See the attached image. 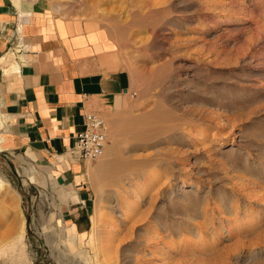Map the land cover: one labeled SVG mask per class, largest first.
<instances>
[{"label":"rangeland","instance_id":"374dc122","mask_svg":"<svg viewBox=\"0 0 264 264\" xmlns=\"http://www.w3.org/2000/svg\"><path fill=\"white\" fill-rule=\"evenodd\" d=\"M44 1L55 15L95 29L88 32L118 55L134 95L101 115L115 152L110 165L101 167L104 154L85 162L91 203L76 237L66 232L69 203L48 179L50 168L19 154L25 165L0 158V264H16L23 253L25 264H264V244L244 249L228 233L242 212L264 224V210L236 189L241 177L264 172V0ZM29 166L44 184L30 181ZM153 169L159 176L142 188L141 173ZM122 184L118 195L108 193ZM19 215L24 236L15 242ZM197 224L207 230L204 246L190 235ZM101 240L105 252L95 246ZM248 247L256 255L244 258Z\"/></svg>","mask_w":264,"mask_h":264},{"label":"crops","instance_id":"0c3cea01","mask_svg":"<svg viewBox=\"0 0 264 264\" xmlns=\"http://www.w3.org/2000/svg\"><path fill=\"white\" fill-rule=\"evenodd\" d=\"M20 9L27 18L22 20V39L30 60L18 73L0 70V114L5 119L0 158L25 165L16 160L19 154L50 168L48 179H55L59 195L69 203L68 225L74 230L65 225L66 232L76 237L86 231L91 198L86 161L70 159L67 150L82 128L84 112L106 118L132 92L130 75L117 54L101 48L106 41L88 32L95 29L85 31L82 22L55 15L44 0H20ZM17 15L10 0H0V52L14 42ZM24 172L30 181L45 183L32 166ZM22 256L16 264H25Z\"/></svg>","mask_w":264,"mask_h":264},{"label":"bare ground","instance_id":"6f19581e","mask_svg":"<svg viewBox=\"0 0 264 264\" xmlns=\"http://www.w3.org/2000/svg\"><path fill=\"white\" fill-rule=\"evenodd\" d=\"M12 5L17 9V12H18V18L16 19L17 21V26L15 28V32H16V40H17V46H16V50L14 52H11V51H8L7 53L5 54H0V69H2V71L6 74H10V73H18L19 72V69H20V66L22 64H25L27 63L30 59H25V53H21L23 49V47L25 46V44L23 43V35H22V20L24 19H27L26 16H24L23 12L21 11L20 9V0H10ZM14 49V48H13ZM17 53V54H16ZM18 53H21V54H18ZM2 121H5L4 117L2 116V114H0V124L2 123ZM238 121V120H237ZM216 123V122H215ZM234 123V122H233ZM215 125H213L214 127ZM216 128V126H215ZM216 132V131H215ZM218 133V132H217ZM105 134H106V137H107V132L105 131ZM202 134V137L203 138H206V137H211L213 136L215 133H213L212 135L209 136V134L207 132H203L201 133ZM228 134V133H227ZM215 137V136H213ZM4 138V133L3 132H0V150L2 149V146H1V142ZM224 137L222 136H219V137H215L213 139L217 140L218 142ZM114 141V140H113ZM111 142V141H110ZM223 142H226V140ZM240 145V143H239ZM244 145V144H243ZM105 146V147H104ZM103 146V149H102V152L101 154L97 157V158H100L102 156V154H104L105 156V159L103 160V163L101 164V167L103 166H106V165H110L111 164V161L108 159L112 154H114L115 150H114V143H110V145L107 144V146L104 144ZM96 158V159H97ZM86 161H89V160H86ZM132 167V166H131ZM156 170V169H155ZM154 169L153 170H146L145 173L142 172L141 175H145V178L146 180H144L141 184V187L142 188H145L149 182H150V179L152 180V178H155L156 174L158 171H155ZM253 172V171H252ZM261 172V171H260ZM158 175V174H157ZM251 176V178H244V177H241V181H239L238 185L236 184V189L237 191L240 193V195H242L243 197L245 196L246 197V201L249 202V203H253L259 207H261L263 210H264V172L258 174L256 172H253V173H250L249 174ZM159 176V175H158ZM239 176V175H238ZM136 177H139V175H136ZM240 177V176H239ZM122 183V182H121ZM136 184V183H135ZM134 185V184H133ZM235 187V186H233ZM118 189V190H117ZM234 189V188H233ZM6 190V182L4 181V179L2 177H0V191H5ZM120 190H123V184L120 185L118 188L116 189H112L110 191H108L109 194H119ZM141 189L139 188L138 191H140ZM234 191V190H233ZM124 192V191H123ZM128 192V191H127ZM108 194V195H109ZM123 195V194H122ZM241 196V197H242ZM108 197V196H107ZM111 197V196H110ZM125 197V196H124ZM151 197L152 194H151ZM121 198V197H120ZM126 198V197H125ZM153 199V198H152ZM128 201V200H127ZM130 201H133V200H130ZM128 201V202H130ZM122 203V202H121ZM125 208H131L130 203H123ZM123 204L121 206H123ZM136 204V203H135ZM133 206V205H132ZM225 208L227 209V212H233L235 211L236 209V206H234V204H231V203H226L224 204ZM127 208V209H128ZM124 209V208H123ZM126 210V209H125ZM134 210V208H133ZM213 210V209H212ZM213 212V211H212ZM202 214V213H201ZM240 214V213H239ZM199 216V215H198ZM237 216V215H236ZM259 221V216L257 215H252V214H248V213H243L242 212V216L240 217H237V218H234L232 220V224H233V230H232V227L231 229L229 230L228 229V233H231V231H233V234H235V237H237V241L238 243L240 242L244 249H245V246L244 245H247V246H261L260 244H264V224H258ZM112 222V221H111ZM18 226H17V231H16V234L14 235L13 237V240L16 242L17 240L21 242L23 236H24V219L22 218V216H18ZM94 224L97 225V220L94 219ZM102 224V223H101ZM110 224V223H109ZM111 226V225H110ZM103 227V226H102ZM203 224H197L196 225V229H191V234L195 239H197L196 241L201 244H203L204 246V243H208L207 241V233L204 228H203ZM206 227V226H205ZM104 228H105V225H104ZM107 228V227H106ZM111 229V228H110ZM207 229V228H206ZM105 230V229H104ZM109 231V230H108ZM106 234H109L110 236L106 235L107 237H111L112 236V232L109 231ZM106 232V231H105ZM114 232V231H113ZM243 232V233H242ZM240 233H242L241 235H239ZM104 234V233H103ZM102 234V235H103ZM95 235V234H94ZM116 235V233L114 234V236ZM230 235V234H229ZM104 236V235H103ZM113 236V237H114ZM209 236V235H208ZM105 237V236H104ZM117 237V236H116ZM115 237V238H116ZM100 238V237H99ZM114 239V238H112ZM94 241V239L92 240ZM91 241V242H92ZM13 242V241H12ZM10 242L8 245L5 246V249H9L11 248L14 243ZM88 242V241H87ZM86 242V243H87ZM191 242H189V246H193L195 245L196 246V242L195 244H191ZM236 243V242H234ZM89 243H87L88 245ZM95 245V244H94ZM114 245V244H113ZM147 245V244H146ZM97 247V249H100L101 252H105L104 250L106 249L105 246H107L102 240L95 245ZM239 246L241 247V245H238V248L239 249ZM264 246V245H263ZM194 247V246H193ZM236 247L235 246L232 250L234 252H236ZM249 248V250L246 251L245 255H244V258H247L249 254L253 253L255 254L253 248ZM111 248V246H110ZM192 248V247H191ZM247 248V247H246ZM260 248V247H259ZM264 248V247H263ZM258 249V247H257ZM262 249V247H261ZM22 252H23V249H21ZM108 250V249H107ZM225 250V249H223ZM111 251V250H110ZM113 251V250H112ZM231 251V252H232ZM243 251V250H242ZM242 251H239V252H242ZM245 251V250H244ZM256 251V250H255ZM108 252V251H107ZM224 252V251H223ZM257 252V251H256ZM110 253V252H109ZM227 253V252H226ZM224 253V254H226ZM244 253V252H243ZM103 255L105 253H102ZM114 254V253H113ZM229 254V253H228ZM228 254H226L227 258H228ZM232 254V253H231ZM241 254V253H240ZM111 255V254H109ZM230 255V254H229ZM243 255V254H242ZM241 255V256H242ZM251 255V257H252ZM256 255V254H255ZM232 256V255H231ZM237 256H240L238 255V252L234 253L233 257H237ZM222 258L224 256H221ZM221 257L219 258V260L221 259ZM230 257V256H229ZM232 257V258H233ZM115 258V257H114ZM240 258V257H239ZM107 259V257H106ZM248 260V259H247ZM224 261V259H223ZM228 261V260H227ZM95 262V261H94ZM97 262V261H96ZM220 262V261H219ZM222 262V261H221ZM230 262V261H229ZM228 262V263H229ZM224 263V262H223ZM227 262L225 261L224 264H226ZM227 263V264H228ZM99 264V263H98ZM102 264V263H100ZM159 264V263H158ZM219 264V263H217ZM221 264V263H220Z\"/></svg>","mask_w":264,"mask_h":264},{"label":"built area","instance_id":"2783aa9c","mask_svg":"<svg viewBox=\"0 0 264 264\" xmlns=\"http://www.w3.org/2000/svg\"><path fill=\"white\" fill-rule=\"evenodd\" d=\"M13 37L15 42V34ZM133 95L134 92H131L130 96ZM105 142L102 117L96 112L86 111L82 115V128L75 133L72 145L67 150L68 157L77 161L95 160L101 154Z\"/></svg>","mask_w":264,"mask_h":264}]
</instances>
